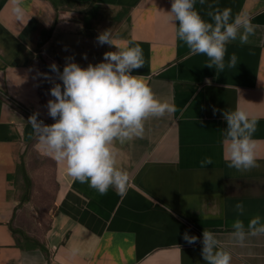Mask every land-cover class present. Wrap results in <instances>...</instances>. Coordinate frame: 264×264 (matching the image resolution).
<instances>
[{
	"label": "crops",
	"instance_id": "0c3cea01",
	"mask_svg": "<svg viewBox=\"0 0 264 264\" xmlns=\"http://www.w3.org/2000/svg\"><path fill=\"white\" fill-rule=\"evenodd\" d=\"M171 2L22 0L18 17L11 0H0V264H206L204 230L216 235L231 264H264V236H250L241 246L229 235L237 219L246 230L256 215L264 222V0H197L205 21L211 22L209 11L230 8L233 17L244 13L256 26L247 43L226 45L225 61L235 53L237 65L219 73L205 65L206 55H193L177 39L178 24L165 14ZM106 30L120 48L129 42L142 48L144 66L132 75H142L176 111L146 119L142 137L114 142L116 167L130 178L124 196L115 188L100 195L55 160L53 213L44 237H35L42 251L19 226L30 202L26 153L47 155L28 119L39 113L44 124L52 120L53 72L45 66L86 68L118 50L97 42ZM238 108L256 122L259 166L247 171L229 168L225 159L223 112ZM205 157L213 163L201 167ZM238 202L243 215L235 210ZM185 232L197 242L188 244Z\"/></svg>",
	"mask_w": 264,
	"mask_h": 264
},
{
	"label": "clouds",
	"instance_id": "9594fccd",
	"mask_svg": "<svg viewBox=\"0 0 264 264\" xmlns=\"http://www.w3.org/2000/svg\"><path fill=\"white\" fill-rule=\"evenodd\" d=\"M197 0H172L166 14L168 21L178 24L176 37L183 41L193 55H206L209 68L223 72L225 68L237 65V56L232 53L225 61L226 45L237 39L241 44L248 42L255 25L244 14L232 16L230 8H216L205 21L195 9ZM200 4L206 0H199ZM13 11L18 17L24 15L22 0H11ZM211 9L212 6L209 5ZM100 45L117 46V51L104 53L103 61L82 68L75 62L65 64L62 73L53 63L50 69L62 81L54 83L47 103L48 115L55 121L46 125L33 113L28 119L38 138L37 147L52 156L57 162L66 164L67 174L74 181L88 183L100 195H106L109 188H115L118 195L128 191L129 174L116 167L114 142L142 137L144 121L149 117H164L176 111L173 104L162 102L144 81L142 75L132 71L144 66L143 50L131 42L120 48L113 42L110 30L98 35ZM226 121L225 140L227 144L226 163L229 168L247 171L258 167L256 142L252 134L256 130L255 120L237 109L224 111ZM211 157H205L201 167L211 165ZM235 210L243 215V202L235 204ZM229 234L232 241L241 246L250 236H264V222L260 215L252 218L245 229L243 221L237 219ZM188 244L197 242L196 236L184 233ZM201 255L206 264H231L229 252L220 248L216 235L204 230ZM75 250H73L74 254Z\"/></svg>",
	"mask_w": 264,
	"mask_h": 264
},
{
	"label": "rangeland",
	"instance_id": "374dc122",
	"mask_svg": "<svg viewBox=\"0 0 264 264\" xmlns=\"http://www.w3.org/2000/svg\"><path fill=\"white\" fill-rule=\"evenodd\" d=\"M51 73L50 82L60 83ZM26 163L31 175L30 202L19 223L24 234L43 238L53 213V201L57 187L55 159L49 155H42L33 149L26 153Z\"/></svg>",
	"mask_w": 264,
	"mask_h": 264
},
{
	"label": "trees",
	"instance_id": "16d2710c",
	"mask_svg": "<svg viewBox=\"0 0 264 264\" xmlns=\"http://www.w3.org/2000/svg\"><path fill=\"white\" fill-rule=\"evenodd\" d=\"M45 67H46V69H50L48 66H45ZM59 71L62 73L63 69H59ZM54 122H55V121H54L53 119H52L51 121H48V122L46 121L47 125H48V124L51 125V124H53ZM30 186H31V181H30V180H27V181H26V187H30ZM21 235H22V237H23L27 242L31 241V242H32V245H33L34 247H39L42 251H45V248H44L43 244L40 243L38 240H36L35 238L30 237V236L24 234L23 232L21 233Z\"/></svg>",
	"mask_w": 264,
	"mask_h": 264
}]
</instances>
